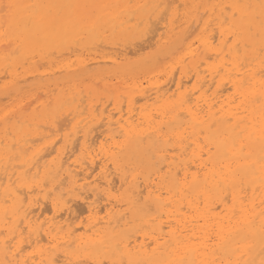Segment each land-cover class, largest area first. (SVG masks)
Segmentation results:
<instances>
[{
    "label": "bare ground",
    "instance_id": "1",
    "mask_svg": "<svg viewBox=\"0 0 264 264\" xmlns=\"http://www.w3.org/2000/svg\"><path fill=\"white\" fill-rule=\"evenodd\" d=\"M103 260L264 264V0H0V264Z\"/></svg>",
    "mask_w": 264,
    "mask_h": 264
},
{
    "label": "rangeland",
    "instance_id": "2",
    "mask_svg": "<svg viewBox=\"0 0 264 264\" xmlns=\"http://www.w3.org/2000/svg\"><path fill=\"white\" fill-rule=\"evenodd\" d=\"M146 50V49H145ZM145 50H143V51H145ZM192 80H190V81H188V85H190L192 82H191ZM190 83V84H189ZM80 203V204H79ZM103 203V201L101 202V204ZM101 204H99L100 206H101ZM43 205H45L46 206V208H44L45 206H43ZM81 206L82 208L81 209H78V207L79 206ZM78 205L76 206L75 204H74V206H72L73 208L75 207L76 208V210H75V208L73 209V212L72 213H70L69 215H68V219L73 215V217H71V219H70V222L72 223V225H75V226H78V232H80V231H82V226L81 227H79L80 225H82V224H84L85 223V221H86V216H87V214H88V212L85 210V206H84V204H82V202H78ZM42 206H43V208L45 209V211L43 210L42 212H44V213H42L41 214V217L43 216V215H46V216H50L51 215V210L49 209V207L47 206V203L46 204H42ZM84 207V208H83ZM47 210V211H46ZM75 211V212H74ZM103 211V210H102ZM102 211H101V215L104 213H102ZM48 213V214H47ZM75 214V217H74V214ZM84 217V218H83ZM80 220V221H79ZM81 220H83V221H81ZM28 250H29V248H28ZM85 262L86 261H84V264H85ZM103 262H105V263H103V264H111V263H109V262H107V261H105V260H103Z\"/></svg>",
    "mask_w": 264,
    "mask_h": 264
}]
</instances>
